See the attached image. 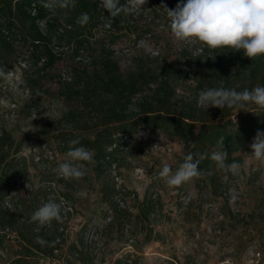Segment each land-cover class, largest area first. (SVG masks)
<instances>
[{
	"label": "rangeland",
	"instance_id": "rangeland-1",
	"mask_svg": "<svg viewBox=\"0 0 264 264\" xmlns=\"http://www.w3.org/2000/svg\"><path fill=\"white\" fill-rule=\"evenodd\" d=\"M178 2L180 0H170L174 8ZM154 4L153 28L159 20L167 18L166 12L159 8L160 0ZM152 5H145L147 12L152 13ZM58 13H62L61 8ZM8 21V17H0V22ZM11 25L15 33L21 34V38L1 51L0 70L4 75L0 76V131L3 130L11 139L13 147L26 148L23 149L27 153L25 159L18 161L17 167L14 163L9 171L29 178L34 184L35 194L33 197H20L23 212L30 220L23 225L14 223V242L0 238V264H15L19 257H23L22 264H251L254 249L262 251L263 260L260 263H264V163L252 157L250 147L256 134L238 152L242 155L238 173L231 177L223 175L222 187L217 192L212 191L210 181L203 176L179 187L168 186L159 177L160 170L167 163L174 172L187 154L194 155L192 144L154 130L160 133L155 145L157 140L152 135L155 132L147 129L139 134L142 143L134 138L117 154L118 180L106 171L104 165L99 164V159L94 155L93 161L85 164L83 178L59 181L50 167L42 168L32 157L30 145L48 142L55 149L58 160L66 159L68 150L60 139L53 137V132L46 131L52 129L50 124L69 107L63 94V82L71 81L80 65L71 50L69 53H58L54 64L44 68L42 78L37 77L39 54L45 50L44 45L34 46L18 22ZM115 27V31L118 30V25ZM142 32L143 28L140 27L116 31L119 33L114 35L117 48L122 47V39L127 41ZM153 32L150 43L146 40L145 47H140L144 50L134 47L130 52L116 55L125 74L137 71L143 65L148 69L151 86L145 85L142 93L137 94L133 101L151 95L150 87L155 88L160 83L154 75L159 59L182 69L172 81L174 100L192 97L202 80L201 67L192 58L201 54V47L178 42L170 28L159 27ZM117 36L121 39H117ZM2 39L0 36V45ZM55 40L57 44L83 38L70 33L66 37L57 35ZM153 46V49L159 50V54L148 52ZM98 48V45L93 47L95 50ZM26 57L28 68L11 72L17 61ZM93 63H89L91 72L94 70ZM208 88L212 87L206 85L204 89ZM134 107L133 104L131 109ZM139 127L141 129L142 126ZM82 133L93 138L95 130L88 129ZM49 181L55 184H49ZM47 185L61 195L66 193L73 211L68 220L62 223L53 220L51 227L37 235L31 217L44 203ZM230 189H234L238 196L231 203ZM114 190L116 195L121 193L126 199L127 211L131 215L121 224L117 219L119 207ZM132 193H135L133 200L130 198ZM146 198L153 200L157 206L147 218H137L136 214ZM185 199L189 201L187 204L184 203ZM110 214L113 215L112 222H109L112 225L107 227ZM9 223L0 210V227ZM61 226H65L66 230L59 229ZM148 232H151V239L146 241ZM58 235L62 239L61 244L54 241ZM34 236L48 242L43 245L45 252L36 250L30 244L29 240Z\"/></svg>",
	"mask_w": 264,
	"mask_h": 264
},
{
	"label": "trees",
	"instance_id": "trees-1",
	"mask_svg": "<svg viewBox=\"0 0 264 264\" xmlns=\"http://www.w3.org/2000/svg\"><path fill=\"white\" fill-rule=\"evenodd\" d=\"M157 1L147 0L145 4H153L152 13L147 12L144 5V9L139 14L127 16L121 14L116 18L110 17L113 20L112 27L104 29L101 27V9L97 0H75V6L61 8L62 13H58L59 7L53 10L43 7L45 0H0V17L4 16L9 19L8 23L0 22V36L3 37L2 46L0 45V56L5 47L12 46L21 38V34L15 33L13 25H11L16 22L20 24L22 29L26 30L34 46L44 45V53L39 54L40 69L36 73L37 77L42 78L44 68L54 64L59 56L58 53H69V50L73 52L80 67L78 73L72 76L71 81L63 82V94L69 107L59 119L50 124L52 129L46 131V133L53 132V137L60 139L66 150L69 151L72 147L70 141L79 139L80 144L75 147L83 146L94 150L101 166L112 162L119 163L116 156L129 143H126L124 139L128 138V141H131L137 138L139 126H147L153 131H162L168 137H179L192 144L194 160L197 158L201 161L198 170H203L202 176L205 180L210 181L212 191L217 192L222 187L223 175L228 174V177H231L234 174L219 169L216 162L210 159L211 154L215 151L224 150L228 153L226 163L236 162L240 165L242 155L238 152L257 131L264 132V110L254 105H249L246 111L240 110L238 112L235 108L227 107L223 110L209 107L206 110L197 107L198 94L206 85L212 88L225 87L237 91L251 90L258 85L264 86V57H257L252 60L244 56L243 52H231L229 49L210 51L206 47L201 48V54L192 59L201 67L202 80L194 89L195 94L192 97H181L178 101L174 100L175 88L172 81L182 72V69L167 60L160 61L159 59L157 68H154V75L160 83L155 88L150 87L152 89L151 95L139 97L134 102V98L137 94L142 93L145 85L151 86V81L148 78L149 73L146 71L148 69L143 65L137 71L125 74L121 70L120 61L116 56V51H121L122 48H117L114 35L119 34L116 31L124 29L143 28L142 33L133 35L127 41L121 40L122 47L133 49L132 43H136L139 39L149 40L148 43H150L151 37H154V29L169 28L167 18L159 20L156 27L151 26L152 21H154L153 11L156 8L154 3ZM160 2L169 9H174L170 0L164 2L160 0ZM120 3L124 4L125 1L120 0ZM33 7L36 9L35 13H33ZM84 12L89 14L90 20L86 25L81 26L76 23V19ZM115 25H118L116 31ZM88 31L90 32L88 33ZM70 33L78 34V37L83 38V40H74L71 43L65 40L55 44L57 35L66 37ZM119 38L120 36H117V39ZM97 45L99 48L93 49ZM144 49L140 48L139 50ZM82 53L89 55L91 60L89 62L77 60V57ZM89 63H93L94 70L92 72L89 71ZM133 104L135 107L132 110ZM88 129L95 130L93 138L82 133ZM155 133L160 135V133ZM221 138H224V144L220 143ZM6 141L13 144L2 130L0 131V145ZM20 151V147L14 146V156L1 168L2 173H0V210L2 216L10 221L9 225L6 224L9 227H14L15 222L23 225L30 220L24 214V208L20 213V215L24 214V218L17 214L8 216L3 211V201L13 187L12 180L22 176L19 173L9 171L14 163L17 167L18 161L23 160L16 156ZM65 180L59 179L62 182ZM50 192V187L47 185L43 202L49 200L48 194ZM34 194L35 190L29 197H33ZM114 194L116 200V190H114ZM63 195L68 197L66 193ZM21 196H19L18 201L24 207ZM116 203L119 207L116 212L117 219L121 224L131 215L127 211L128 207H121L117 201ZM156 206L157 204L153 200L146 198L142 202L140 212L136 214V217L147 218ZM110 216L111 219L108 221L107 227L112 225L109 222H112L113 215L110 214L108 217ZM6 225L0 227V238L5 239L2 230L7 227ZM45 230L47 228L36 231V234H43ZM36 237L34 236L29 240L30 244L36 250L45 252L43 246L37 243ZM58 237L60 236H56L54 240L56 244H60L56 240ZM145 239L146 241L151 239V232L147 233ZM22 258L16 259L15 264H22Z\"/></svg>",
	"mask_w": 264,
	"mask_h": 264
},
{
	"label": "clouds",
	"instance_id": "clouds-1",
	"mask_svg": "<svg viewBox=\"0 0 264 264\" xmlns=\"http://www.w3.org/2000/svg\"><path fill=\"white\" fill-rule=\"evenodd\" d=\"M146 3L147 0H125L124 4H121L120 0H102V7L110 13L111 18H116L121 14H139ZM74 6L75 0H45L43 3V7L49 10ZM159 8L166 12L168 27L178 42L199 45L210 51L229 49L231 52H243L244 56L252 60L264 57V0H180L174 9H169L163 3ZM111 18L107 19L106 28L112 27ZM89 20V14L84 12L77 17L76 23L84 26ZM2 75L4 72L0 70V76ZM249 105L264 110V86L258 85L243 91L225 87L203 89L199 92L197 100V107L206 110L209 107L222 110L227 107L235 108L238 112L246 111ZM220 143L224 144V138H221ZM79 144V139L70 141L72 147L65 154L66 159L58 164L57 171L66 180L83 178L85 164L94 159V151L83 146L75 147ZM250 147L252 157L264 163V132L257 131ZM227 156L228 153L224 150L215 151L210 159L216 162L219 169L237 174L240 165L236 162L226 163ZM200 162V159L194 160V155L189 153L174 172L170 165L165 163L159 177L164 179L168 186L179 187L204 174L203 170H198ZM229 196L230 203L238 198L234 189L229 190ZM188 202V199H185L184 203ZM31 220L40 226L49 225L53 220L62 223L61 203L49 199L33 213ZM36 240L42 246L48 244L40 236H37Z\"/></svg>",
	"mask_w": 264,
	"mask_h": 264
},
{
	"label": "built area",
	"instance_id": "built-area-1",
	"mask_svg": "<svg viewBox=\"0 0 264 264\" xmlns=\"http://www.w3.org/2000/svg\"><path fill=\"white\" fill-rule=\"evenodd\" d=\"M99 1V6L101 9V27L104 29H110V28H106L105 24L107 23V19L110 18V13L104 9L102 7V0H97ZM125 1V0H124ZM36 12L35 7H33V13ZM146 41V40H144ZM144 41L139 39L137 40L138 43H134L133 46L131 47H138V48H143L144 46ZM145 47V46H144ZM122 50L121 51H116V55H118L120 52H130L132 49L129 47H121ZM120 48V49H121ZM155 48V47H153ZM152 47L149 48L151 54H159V50L157 49H153ZM89 55H85L84 53L80 54L77 57V60H83L85 62H89L90 61V56ZM26 68H28V61L26 58H22L17 62V65L15 66V68L11 71H15L16 69L19 70H26ZM149 130V132H152V129H150L149 127L147 128L146 126H142L141 129L138 130L137 132V138L139 139L140 143H142V139L140 137V133L143 132V130ZM153 137L155 138V140H157V142H155V145L158 144V138L160 137L159 135L152 134ZM128 138H125L124 141L127 143ZM143 145H145V142H143ZM147 146V145H145ZM32 151V157L38 162L39 165L42 166V168H48L50 167L53 172H55V175L57 176L58 179H64L61 175H59L57 168H58V164L60 162H63L64 160L60 161L57 159L56 155H55V149L51 148L48 143H42V144H34L32 143L30 145ZM13 145L9 142L6 141L3 144L0 145V169L6 164V162H8L9 158H11L12 156H14L13 153ZM26 149V148H23ZM21 149V151L16 154L17 158H19L20 160H22L23 158H25L24 156H27V153L25 150ZM118 165L119 163L117 162H112L111 164H104V167H106V171L110 173V175L118 180V175H117V170H118ZM141 170V169H139ZM13 183V187L12 189L8 192V194L6 195L4 201H3V211L6 215L8 216H12L13 214H17L20 215V213L22 212V204L18 201L19 196L20 195H24L25 197H29L35 190L34 184L32 183V181L25 177V176H21V178L16 179L14 178L12 180ZM50 184H55L54 182H51ZM51 186V185H50ZM117 188L118 185H117ZM119 190V189H118ZM121 190V189H120ZM122 190H125L122 188ZM50 193L48 194V198L57 201V203H61L62 205V215H63V221H66L69 219V216L71 214V212L73 211V205L68 201L67 197H65L64 195H61L60 193H58L56 190L53 189V187H50ZM122 192V191H121ZM130 198L133 200L135 199V193H132L130 195ZM116 201L119 203V205L121 207H127V202L126 199H124V197L122 196L121 193L116 195ZM21 218H24V214L20 215ZM111 219V216L108 217V220ZM52 223V222H51ZM51 224L49 225H45V226H40L38 225V223L35 222V229L37 231H41L44 228H48L50 227ZM60 229L62 231H65L66 228L65 226H61ZM2 232L5 234V240L6 241H13L12 238L14 237V235L16 234V232L13 230L12 227H5ZM57 242L61 244V237H58ZM14 242V241H13ZM18 242V240H17ZM55 250H58L57 248ZM252 263L251 264H261L260 262L263 260V256H262V251L261 250H257L254 249L252 251V259H251ZM264 264V263H262Z\"/></svg>",
	"mask_w": 264,
	"mask_h": 264
},
{
	"label": "crops",
	"instance_id": "crops-1",
	"mask_svg": "<svg viewBox=\"0 0 264 264\" xmlns=\"http://www.w3.org/2000/svg\"><path fill=\"white\" fill-rule=\"evenodd\" d=\"M253 138V137H252ZM254 138H255V136H254ZM245 147V146H244ZM241 151V150H240Z\"/></svg>",
	"mask_w": 264,
	"mask_h": 264
}]
</instances>
